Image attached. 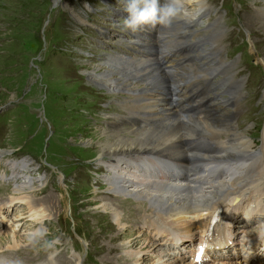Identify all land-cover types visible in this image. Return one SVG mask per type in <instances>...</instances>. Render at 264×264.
<instances>
[{
  "label": "rangeland",
  "instance_id": "rangeland-1",
  "mask_svg": "<svg viewBox=\"0 0 264 264\" xmlns=\"http://www.w3.org/2000/svg\"><path fill=\"white\" fill-rule=\"evenodd\" d=\"M181 1L189 7L188 12L197 11L199 0ZM206 1L224 17L220 25L226 26L228 37L221 32L225 50L230 60L240 64V77L246 81L244 103L252 109L244 110L248 118L242 131L260 145L264 133V32H250L244 17L264 2ZM124 4L125 0H0V154L5 153L0 157V264H21L12 256L27 264H119L122 250L113 252L112 247H126L133 239L151 241L157 247L134 255L132 259L138 258V264H197L196 246L204 240L200 232L192 234L182 223L171 225L178 229L157 233L151 225L134 218V225L129 224L126 216L124 224L133 225L132 231L129 236H118L119 227L108 215H115L110 207L117 203L108 208L96 196L103 194L98 191L105 185V168L95 154V134L102 129L109 131L102 122L107 112L104 107L124 104L110 100L106 89L92 85L87 73L90 65H98L113 52L143 60L137 42L150 43L153 50L162 51L159 37L171 38L178 33L171 23L167 28H146L125 36ZM216 15L212 13L209 20L200 22L205 26L213 23ZM204 25H197L196 32ZM211 41L205 39L202 48H209ZM171 47L166 44V49ZM110 68L121 69L118 64ZM187 71L198 74L195 67L184 68L183 72ZM124 75L130 78L134 72L125 69ZM212 144L214 148L215 142ZM259 145L252 147V159L258 157ZM45 160L59 171L48 168ZM16 161L25 164L14 176L11 166ZM28 178L34 182L31 191L13 192L14 180ZM4 188L10 189L6 195ZM102 190L106 194L107 188ZM229 207L232 211L228 214L226 206L222 208L223 219L229 217V222L215 236L221 233L218 239L222 241L207 245L205 257L209 258L201 264H264V252L255 251H261V245L253 247L255 256L244 247L249 238L254 244L264 240L259 237L264 227V192L235 195ZM199 217L196 219L202 221L201 214ZM212 245L221 251H208ZM135 249L140 251V245Z\"/></svg>",
  "mask_w": 264,
  "mask_h": 264
},
{
  "label": "bare ground",
  "instance_id": "bare-ground-1",
  "mask_svg": "<svg viewBox=\"0 0 264 264\" xmlns=\"http://www.w3.org/2000/svg\"><path fill=\"white\" fill-rule=\"evenodd\" d=\"M250 1L252 4L264 2ZM211 5L206 0H199L197 11L188 12L189 7L181 1L180 12L172 21L178 33L171 38L159 37L157 40L158 45L163 44L162 51L153 50L150 43L137 42L144 53V61L113 52L106 54L107 57L98 65H90L87 72L92 85L106 89L105 92L112 97L110 100L124 104L104 107L107 110L103 113L104 120L109 125L104 120L102 122L109 127V131L102 129L95 134V154L105 168L106 186L104 183L102 186L107 188L106 194L103 187L99 188L98 192L104 195L97 193L96 196L98 202L108 208L117 203L116 207H110L115 210V215H108L119 227L118 236H129L134 218L137 222L151 225L157 233L178 229L171 228V225L184 223L190 233H201V239L204 238L201 243L208 245L213 242L216 245L222 241L218 239L221 233L215 236L229 222V217L223 219L222 208L226 206L227 214L232 211L229 207L231 197L245 192L250 195L264 192V133L260 146L242 131V124L248 118L244 110L252 109L246 108L248 105L244 103L248 93L246 81L240 77V64L230 60L225 50L221 32L227 36L226 26L220 25V21L225 19ZM212 13L218 15L213 23L208 22L205 26L200 22L209 20ZM250 14L244 17L247 21L244 25L250 32H264V6ZM202 24L204 28L200 33L196 32V26ZM125 36L134 34L127 32ZM208 38H212V44L204 50L202 43ZM166 44L172 47L166 49ZM112 64H118L121 69L112 71ZM186 67H195L198 74L193 75V69L192 73H184ZM129 68L134 72L130 78L124 75V70ZM189 78L191 81L187 82ZM201 87L204 88V95L196 103H206L200 108L199 115H182L173 101L184 100L189 91L195 92ZM251 92L254 93V90ZM181 116L184 119H180ZM214 142L216 150L210 152ZM254 145L260 146L256 159H252ZM4 154L1 152L0 157ZM24 164L21 161L12 163L14 176L24 168ZM204 166H207L206 170H203ZM187 168L184 174L182 170ZM25 180H14V183L17 182L13 192L31 191L33 180ZM9 190L4 188L3 191ZM245 197L250 198L249 195ZM111 199L115 201L111 202ZM132 202L135 204L132 205ZM123 210L131 216L124 214ZM200 214L202 221L196 219ZM126 216L130 219L128 223L133 225L128 227L124 224ZM214 217L217 222L212 228ZM213 237L215 239L212 240ZM262 243L264 240L253 247L257 249L261 245L263 248ZM139 245L140 251H136ZM115 247L111 249L113 252L122 250L119 264H131V261L138 264V258L132 257L141 256L145 249L155 246L151 241L133 239L126 247ZM107 253L111 254L110 251ZM11 259L27 264L17 256Z\"/></svg>",
  "mask_w": 264,
  "mask_h": 264
},
{
  "label": "clouds",
  "instance_id": "clouds-1",
  "mask_svg": "<svg viewBox=\"0 0 264 264\" xmlns=\"http://www.w3.org/2000/svg\"><path fill=\"white\" fill-rule=\"evenodd\" d=\"M181 0H125L122 30L136 34L157 26L167 27L180 12ZM180 119H184L183 116ZM264 237V227L261 229Z\"/></svg>",
  "mask_w": 264,
  "mask_h": 264
}]
</instances>
